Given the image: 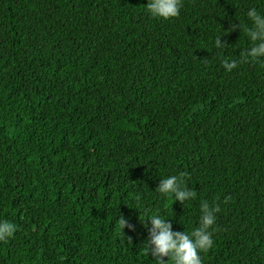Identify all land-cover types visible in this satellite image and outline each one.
I'll return each instance as SVG.
<instances>
[{
    "label": "trees",
    "instance_id": "1",
    "mask_svg": "<svg viewBox=\"0 0 264 264\" xmlns=\"http://www.w3.org/2000/svg\"><path fill=\"white\" fill-rule=\"evenodd\" d=\"M147 3L0 0V219L17 226L0 264H155L147 216L190 231L217 197L202 264H264V68L222 64L264 0H183L169 20ZM180 173L185 204L155 191Z\"/></svg>",
    "mask_w": 264,
    "mask_h": 264
},
{
    "label": "clouds",
    "instance_id": "2",
    "mask_svg": "<svg viewBox=\"0 0 264 264\" xmlns=\"http://www.w3.org/2000/svg\"><path fill=\"white\" fill-rule=\"evenodd\" d=\"M183 7V0H148L146 11L152 18L169 20L179 17ZM246 22L233 24L231 31L239 28L247 37L249 46L240 52L239 59H223L222 64L227 72L237 68L240 63L254 62L264 68V9H258L255 6L249 7L246 12ZM239 19V18H238ZM216 49H226V42H222L221 35L214 41ZM185 173L178 175H169L160 180L156 188L164 198H172L185 204L197 199L198 193L194 188L188 186ZM230 197H225L224 202ZM219 197L211 203L208 200H202L199 206L198 226L190 231H174L171 222H169L159 212H153L147 216L150 221V227L145 224L149 238L145 245L144 254L150 256L155 264H202V253L208 252L214 247V232L217 221V214L221 211L217 202ZM139 209V207H136ZM143 220V219H142ZM119 227H127L134 230V225L123 215L118 218ZM17 231L15 223L0 219V242H7L14 237ZM168 259L165 260L164 258Z\"/></svg>",
    "mask_w": 264,
    "mask_h": 264
}]
</instances>
